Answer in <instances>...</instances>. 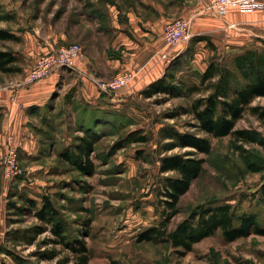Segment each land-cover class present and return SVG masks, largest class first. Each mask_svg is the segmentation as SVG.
Returning a JSON list of instances; mask_svg holds the SVG:
<instances>
[{
    "label": "rangeland",
    "instance_id": "obj_1",
    "mask_svg": "<svg viewBox=\"0 0 264 264\" xmlns=\"http://www.w3.org/2000/svg\"><path fill=\"white\" fill-rule=\"evenodd\" d=\"M110 9L111 0H0V29L17 37L0 40V50L13 52L19 58L14 65L18 71H0V84L23 73L27 38L39 39L52 28L58 35L71 37L68 42L61 38L59 47L82 46L72 36H91L93 29L107 28ZM209 15L204 11L200 18ZM178 18L191 23L180 44L181 54L188 51V55L177 73L178 79L186 83H199L213 60L226 63L244 50L262 48L264 38L250 33L227 36L215 31L194 35L195 21L181 14L171 21ZM101 34L97 32L99 37ZM244 40L247 41L242 43ZM100 93L103 95L97 102L88 103L76 96L74 88L64 94L57 90L47 105L30 111V130L39 144L35 155L17 148L20 176L6 177L7 155L0 154V264H76L73 253L59 243L50 227L27 210V198L40 204L44 195L54 201L72 243L90 224V236L85 238L89 264H264V235L228 242L218 230L185 256H180L170 243L138 241L139 234L163 222L157 209L158 189L164 179L175 177L161 172L163 157L187 151L168 146L171 141L165 139L163 131L173 127L195 132L189 125L193 122L190 115L174 116L182 114V108L189 109L197 96L147 99L141 91L132 96ZM255 106L263 111L264 97L251 104ZM236 129L251 130L264 143V118L251 108ZM142 136L149 141L139 142ZM84 138L94 141L92 176L81 174L60 155L75 154V147ZM211 141L212 153L197 155L206 159L203 173L182 198L180 213L173 218L169 230L198 207L220 204H231L237 216L255 213L264 226V199L257 193L264 182V144L242 143L235 136ZM248 161L263 167V171L253 172ZM10 202L18 208L25 207V211L9 209ZM38 226L47 229L36 232Z\"/></svg>",
    "mask_w": 264,
    "mask_h": 264
},
{
    "label": "trees",
    "instance_id": "obj_2",
    "mask_svg": "<svg viewBox=\"0 0 264 264\" xmlns=\"http://www.w3.org/2000/svg\"><path fill=\"white\" fill-rule=\"evenodd\" d=\"M13 39H17L16 35L0 29V40ZM261 42L262 48L244 50L235 54L232 60L226 63L213 60L200 76V82L192 84L178 79L177 76L181 61L187 58L188 51H186L172 61L164 76L141 92L147 99L167 95L175 98L196 95L197 98L189 109L182 108V114L178 112L174 116L176 118L184 114L190 115L193 122L189 125L196 129L195 132H184L173 127L163 131L166 135L165 139L171 141L168 146L172 149L187 151L163 157L161 172L175 174V177L164 179L158 189L157 209L163 222L139 234L140 243H170L177 249L180 256H185L193 251L197 243L213 236L218 230L222 231L228 242L251 235H264V226L260 225L257 214L247 213L237 216L231 204L200 206L175 229L169 230L173 218L180 213L182 198L187 195L193 183L203 173L206 159L199 158L197 155L209 156L212 153L211 138L235 136L242 143L264 144L251 130L236 129L238 122L250 108L254 114L264 118V110L261 111L259 106L251 107L256 99L264 97V40ZM18 59L13 52L0 50V71L3 73L17 71L14 65ZM2 117L3 113L0 112V120ZM138 141L146 143L149 140L147 136H142ZM75 149L76 152L73 155L72 152L60 155L72 162L81 174L94 175L92 160L94 141L84 138ZM247 165L253 172L263 171V167L253 162L248 161ZM257 193L264 199V182L259 186ZM26 202L27 210L49 226L59 243L73 253L76 264L90 263V251L85 241V238L90 236V224L88 230L82 231L80 235L82 239L79 237L80 239L77 238L72 243L69 239L68 227L49 195L42 196L40 204L38 200L31 198H27ZM9 207L20 212L25 211V207L18 208L11 202ZM45 229L47 227L38 226L35 231L42 233ZM16 259L18 260L17 257Z\"/></svg>",
    "mask_w": 264,
    "mask_h": 264
},
{
    "label": "crops",
    "instance_id": "obj_3",
    "mask_svg": "<svg viewBox=\"0 0 264 264\" xmlns=\"http://www.w3.org/2000/svg\"><path fill=\"white\" fill-rule=\"evenodd\" d=\"M206 7L208 0H111L107 28L93 29L91 36L83 33L72 36L81 41L83 48L74 67L56 71L30 85L24 82L36 60L59 47L61 38L68 42L71 37L58 35L51 28L39 39L29 41L27 38L23 73L0 84V112L3 113L0 154H7L14 147L35 155L39 142L30 130V111L47 105L57 90L64 94L74 88L82 102L95 103L103 95L99 81L108 82L122 72H131L135 79L130 88L116 96H132L164 76L168 66L183 52L181 45L170 46L164 39L165 26L179 14L195 21L194 35L220 31L227 36L253 34L264 38V9L232 10L227 16L218 17L211 15ZM204 11L210 15L200 18ZM97 32L102 33L100 37Z\"/></svg>",
    "mask_w": 264,
    "mask_h": 264
},
{
    "label": "built area",
    "instance_id": "obj_4",
    "mask_svg": "<svg viewBox=\"0 0 264 264\" xmlns=\"http://www.w3.org/2000/svg\"><path fill=\"white\" fill-rule=\"evenodd\" d=\"M208 9L216 15L225 17L232 10L254 12L264 9V0H208ZM190 21L178 18L168 23L164 29V38L168 45L179 46L187 37ZM83 48L80 44L62 46L49 53L41 55L32 67L24 85H30L44 80L54 72L73 68L82 56ZM135 79L131 72H122L111 81H99V90L106 95L122 94L130 88ZM5 170L7 178L21 175L18 150L11 147L6 154Z\"/></svg>",
    "mask_w": 264,
    "mask_h": 264
}]
</instances>
